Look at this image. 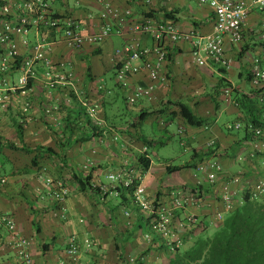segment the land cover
Instances as JSON below:
<instances>
[{
	"label": "crops",
	"instance_id": "obj_1",
	"mask_svg": "<svg viewBox=\"0 0 264 264\" xmlns=\"http://www.w3.org/2000/svg\"><path fill=\"white\" fill-rule=\"evenodd\" d=\"M106 3L121 10L131 9L137 17L145 13L159 22L174 21L182 32L196 31L209 34L213 30L212 10L199 5L193 8L190 0H151L150 6L138 4L133 0H52V7L55 12L72 14L91 27L99 26L98 16ZM3 5L0 1V32L7 19L2 15ZM263 24L264 14L253 11L249 16L246 32L262 29ZM26 39L34 41L35 34L16 38L22 55H26L29 50V46L24 44ZM116 40L120 41L119 44ZM123 42L121 38L113 35L98 49L86 46L80 51H74L64 44L55 45L51 55L55 60L66 62V72L71 74L69 85L66 87L58 85L50 89L43 80L41 70L38 78L31 83L32 90L27 94L9 93L5 107L0 106V136L5 146L7 144L21 146L14 126V122H17L24 128V142L27 147L35 149L45 142L48 143L47 147L54 148L56 142L52 143L54 141L48 134L60 131L68 111L74 108L73 99L69 96L72 90L77 92L79 102L88 101L89 97L96 104L100 106L103 104V109L105 106L108 111L113 108L116 90H120L124 97L125 93L115 83L114 87L106 84L105 75L114 71L115 52ZM149 43L150 40L145 41V44ZM262 46L260 33H245L242 44L232 47L228 45L226 57L231 61L228 67L216 65L211 61L206 66H199L191 55V46L188 43H180L170 49V56L163 70L167 80L157 85L151 100H141L130 109L133 110L130 111L132 115L138 117L141 112L150 113L160 109L167 102L170 103L166 115L164 113L150 116L142 123L143 135L149 140L156 141L148 148L151 167L144 180L150 197L154 198L160 194V201L168 202V191L172 189L183 191L186 188H193L200 182H204L203 184L208 187L205 176L197 173L196 168L170 174L167 172L168 166H179L185 162L177 165L173 158L169 157L163 163L157 164L150 155L152 148L167 146L168 141L160 138L163 136H159L157 128H153L151 118L161 117L163 122V117L167 118L168 112L176 110L178 103L188 104L197 117L208 120L202 127L190 126L180 116L168 123L177 125L180 146L184 152L190 154L189 161L192 160V164L197 165L200 160L217 161L223 166L224 176L238 177L242 183L237 186L239 196L236 202L240 204L247 183L250 181L255 183L262 178L260 174L264 172L263 161L259 158L251 159L250 155L253 152L251 143L242 141L244 134H234L226 128L230 123L228 119L234 117L236 122L242 112L223 96V93L228 91V86L239 92L249 93L252 85L247 79L250 77L248 74L251 58L259 54ZM4 51V47L0 45V56ZM17 74L11 78L17 80L20 77L19 74L16 78ZM100 84L105 85V90H98ZM248 87L251 89H247ZM95 88L98 91L92 90ZM4 91L5 89H0V92L6 95ZM25 103L31 106L29 115L22 113ZM144 127L147 128V132L144 131ZM149 132L151 134L148 136ZM160 132L168 133V127ZM73 150L75 153L68 156L69 162L79 163L84 159L81 155L85 152L77 146L73 147ZM194 153L202 155L209 153V156H201L196 160L193 157ZM5 156L11 155L7 153L0 155V162L4 164L3 168L0 167V173L8 179V183L0 190V210L9 212L16 220L19 232L31 240L29 249L34 264L67 262L65 249L73 235L79 238L83 248L86 240L93 242L89 251L83 249L82 252V258L88 264H132L130 263L132 257L137 258L148 249L149 245L143 239L146 225H143L136 211L130 219L126 218L119 199L108 197L102 201L94 192H82L74 184L68 189L66 212L62 213L57 210L49 189L47 187L44 189L38 182L34 169L29 168V172L18 174L16 172L18 169L14 168L13 157L10 160L7 158L3 160L2 157ZM115 160V157L110 158L106 164L116 167L118 163ZM5 166H9L10 170H6ZM113 166L101 169V173L96 172V179L107 181L105 173L114 170ZM220 198V190L209 189L205 204L188 205L183 216H193L198 223L208 226V233L211 234L223 219H219V215L222 214L224 217L231 211ZM194 242L193 235L185 237L181 249H189ZM159 254L164 255L160 251H152L150 253L152 256H145L144 264H167L168 260L164 263L153 260L152 257ZM162 257L167 259L168 255ZM16 259L15 252L6 246L4 241H0V264H13Z\"/></svg>",
	"mask_w": 264,
	"mask_h": 264
},
{
	"label": "built area",
	"instance_id": "obj_2",
	"mask_svg": "<svg viewBox=\"0 0 264 264\" xmlns=\"http://www.w3.org/2000/svg\"><path fill=\"white\" fill-rule=\"evenodd\" d=\"M4 5L2 15L4 21L0 32V45L5 51L0 56V106L5 107L9 93L20 92L25 95L32 90L30 83L34 82L39 72L43 71V80L50 89L61 85H69L71 74L66 72V62L55 60L52 51L55 45L64 44L74 51H80L86 46L98 49L111 36L116 35L124 42L115 52L114 81L123 93L127 102L132 106L141 100H151L160 82L166 81L163 70L170 56V49L180 43L191 46V55L199 66H206L211 61L216 65L228 67L231 61L226 57L229 46H239L244 40V33L251 12L264 14V0H190L201 7H209L213 14V30L209 34L196 31L182 32L174 21H157L147 14L135 16L131 9L121 10L110 3H106L99 13V26H89L82 19L72 14H59L52 7V0H0ZM138 4L150 6L151 0H133ZM143 6V7H144ZM150 13V12H149ZM253 32L263 33L262 29ZM35 34L34 41L24 40L29 46L26 55L19 52L16 38L28 37ZM150 40L149 44H145ZM251 69L254 74V85L264 82V47L260 54L251 59ZM20 74L17 80L11 77ZM98 90H105L100 84ZM228 93V91H226ZM77 94V92H76ZM90 118L97 117L99 105L82 101ZM30 104L25 103L22 113L29 115ZM49 113L50 110H47ZM28 121H30L28 117ZM100 125L101 123H97ZM240 129L241 124L234 125ZM256 135L262 136V130L256 129ZM254 147L264 152V140H258ZM86 168V167H85ZM199 173L205 176L210 185L220 187L221 199L227 208L235 204L239 196L237 186L241 185L238 177H229L223 181V166L217 161H208L199 166ZM127 177V178H126ZM124 179V180H123ZM135 179L142 182L130 196V206L123 205L126 218H131L132 212L138 211L148 220L143 239L148 245L158 242L165 245L171 252H176L182 246V236L186 224L194 220L193 216L178 218L177 212L184 213L188 205H200V200L193 193L175 190L171 192L170 201L156 206L149 197L143 178L136 172L127 173L125 169L116 173H108L107 181L116 187L120 180L130 186ZM8 183V179L0 173V190ZM199 184H202L200 182ZM47 189H53L52 197L62 205L60 212H66V200L69 190L64 184L54 182L51 177L45 178ZM101 199L108 197L119 198L118 190L109 191L106 184L99 183ZM253 197L264 194V181H257L250 185ZM249 187V188H250ZM110 196L106 197V195ZM221 217V215H219ZM0 241L15 252L17 257L13 264H34L30 254L31 240L22 235L16 220L9 213L0 210ZM93 242L86 240L84 248L77 236H71L66 247L67 262L64 264H86L82 258L83 249L89 251ZM131 258V263L135 262Z\"/></svg>",
	"mask_w": 264,
	"mask_h": 264
},
{
	"label": "trees",
	"instance_id": "obj_3",
	"mask_svg": "<svg viewBox=\"0 0 264 264\" xmlns=\"http://www.w3.org/2000/svg\"><path fill=\"white\" fill-rule=\"evenodd\" d=\"M252 32L253 31H248L245 33ZM262 43V47H264V39H262ZM248 75L250 76L247 79L248 83L251 82L252 85V89L249 91V93L239 92L237 89L235 90L230 86H228L227 89L228 93H223V96H226V98L230 101L232 100L231 103L242 112V115L237 119V121L231 125L229 123L226 128L227 130L232 131L233 129H235L234 125L241 124V128L236 130H243L244 135L242 141L251 143V147H253V152H251L250 155L251 159H261L263 161L262 166H264V152L254 147V143L256 141L261 139L264 140V82H262L263 86L254 85V74L252 73L251 68L250 74ZM222 81L224 82V80ZM225 83L226 82H224V84ZM29 87H31V83ZM69 96L73 99L74 108L68 111V115L63 120L64 125H62V127L60 128V132L59 130L55 131V133L57 134L60 133L63 139H57L54 148L38 145L35 149H30L24 142V128L22 124L14 122V126L17 130L21 146L16 147L13 144H7V146H5L3 138L0 136V155L5 154L6 147L9 149L18 151L20 150L27 153H35V156L33 157L31 162L33 169L40 168L39 160L41 158H44L45 156H56L60 158L62 166L68 168L69 159L67 153H69L68 151H71L76 144L87 145L88 143H91L95 140L97 142H101V140L109 141L110 137L112 138V135L107 132L106 128L103 127L102 124H92L90 116L87 113V109L82 105V102L78 101V95L76 94V92L72 90L69 93ZM169 104L170 103L167 102L165 105H162L160 109L153 110L150 113L141 112L140 116H138L140 130L142 129L143 121H145L150 116L164 115V113L166 115ZM176 108V110L167 113L168 115L166 121H168V123L173 121L178 116H180V118H182L187 124L193 127H202L208 123L207 119L197 117L188 104L178 103L176 104ZM105 117L108 122L111 120L106 114ZM256 129L262 130V136L258 137L256 135ZM141 136V142L143 143L144 149L146 148V150L142 151L140 155L138 154L135 160L131 161L130 163H123L120 167L113 166L112 168L114 170L109 171L105 174L106 179L108 173H116L120 170L122 171V169H125L127 173H131V171L134 172V175L137 172L141 176V179L143 178L144 184L145 176L151 167V159L149 157L148 148L152 147L156 141L149 140L144 135ZM58 150L62 152L61 156H59ZM201 156L207 157L209 156V153H206L205 155L194 153L193 155L196 160ZM191 161L192 160L179 166H168L167 172L172 174L184 169L196 168V172L199 173L197 171L199 166L208 162L207 160H200L197 165H194L191 163ZM1 166L2 164H0V167ZM103 167L101 165H99L98 167H94V165L92 164H87L81 168H78L76 171L68 168L71 175L68 179L71 178L73 184H76L80 191H91L97 194L98 197H102L99 182L96 179V172H99ZM107 167L108 166H106V168ZM27 169H29V167H27ZM260 175L262 178L258 179L257 181H264V172ZM228 178L229 177L227 176H222L223 181L228 180ZM123 180H120L116 187H112V185H109L108 181H101L100 183L108 185L109 191L113 192L115 189L118 190L119 198L117 199H119L121 206H123L124 204L130 206V196L134 193L136 187L142 182V180L135 179L130 186H126L122 182ZM59 181H61L64 186L69 189L64 182V179H54V182ZM203 183L204 182H202V184L198 183L193 188H186L183 189V191H180H189L193 193V195H197L198 199L200 200L199 206H201L205 204V198L209 192V189L220 190V187L215 184L210 185L208 183L207 187V185H204ZM251 184H254V182L250 181L249 183H247V187H245L246 191L242 198L241 204L235 201L233 208H228L231 211L224 215V217L221 214V217H219V219H223L221 220V223L214 228L213 233L209 234L207 230L208 226L202 225V223H198L196 221V218H194L193 221L186 224V226L184 227V234L182 236V240H184L185 237L187 238L188 236L192 235L195 237V242L192 247L187 250H182L180 248L176 252H171L165 245L155 242L154 244L156 245H149L146 252L135 258L136 260L132 264H144L145 256H152L150 255V253L154 250L156 252L160 251L161 254L164 253V255H168L167 264H264V194L254 198L251 192ZM53 189L49 188L48 190L51 196L52 191H54ZM175 190L177 189L168 191V202L170 201L171 192ZM159 195L160 194H157L154 198L151 197L157 207L161 204L163 205L167 203L160 201ZM108 196H110V194L106 195V197ZM105 200L107 199H104V201ZM55 205H57V210L60 211L62 205L57 201H55ZM136 212V214L140 216V219L145 226L146 223H148V220L144 215L140 214V212ZM176 215H178V218L185 217L180 212H177ZM158 257L159 256L154 255V257L152 258L155 261L158 259ZM85 263L88 264L87 262Z\"/></svg>",
	"mask_w": 264,
	"mask_h": 264
},
{
	"label": "rangeland",
	"instance_id": "obj_4",
	"mask_svg": "<svg viewBox=\"0 0 264 264\" xmlns=\"http://www.w3.org/2000/svg\"><path fill=\"white\" fill-rule=\"evenodd\" d=\"M190 4L193 8L197 7L196 6L197 4L194 2ZM260 34H263V33H260ZM119 42L120 41L118 40L117 44H119ZM260 52H262V49ZM114 66H115V61L113 62V67ZM105 76H106L105 83L109 84L110 86L112 85L114 87V83H115L114 71L112 73L111 72L107 73ZM18 77H19V74L16 75V78ZM260 86H263V83L260 84ZM247 89H251V88L248 87ZM92 90L98 91L97 88L92 89ZM87 99H88L87 101L88 103L96 104L93 99H89V98ZM114 99H116V102H114L113 108H111L108 111L106 110V106H105L104 107L105 111H104L102 107L103 104H101V106L99 105L97 117L90 118L92 124L96 125L97 123L100 122L102 126L106 128L107 132H109L112 135V138L110 137V140H109L110 142L107 140H101V142H97L95 140L91 143H88L87 145L86 144L85 145L76 144L75 146L82 148L83 151L85 152L84 155L83 154L81 155V157L84 159L81 160L79 163L69 162L68 168H71L73 171H76L78 168H81L84 165L92 164L94 165V167H98L99 165H101L102 167L104 166L102 169H105L106 166H108V168L113 166V165L111 166L107 165L106 162L108 163L110 158L113 159L114 157L116 159L115 161L118 163L116 167H120L123 163L126 164V163H130L131 161H134L137 155L138 154L140 155L142 151H144V145L141 142L142 140L141 135H143L142 134L143 132H142V129L140 130V127H139L138 117L135 115L133 116L132 113L130 112V111L133 112V110H130V109L134 105L131 106L127 102V100H125L126 97H124V95L120 92V90H116ZM105 114L108 115V117H110V119L112 120L110 124L106 120ZM163 119L164 120L162 122L161 117L151 118V121H153L152 125H154L153 128L155 129L157 128L156 130H157L158 135L163 136L160 138L162 139L165 138L164 139L165 141L168 140L167 146H157L151 149V156L153 157V160L157 164H161L164 162L165 159H168L170 157V158H173L174 162L177 165L182 164L184 162L185 163L188 162L190 154L184 152V149L180 146V143H179L180 136L178 134L177 125L176 124L168 125V121H166L167 118L163 117ZM235 119L236 118L234 117L228 119L230 120L229 121L230 125L235 122ZM167 127H168V133L160 132V130L163 131ZM143 129L146 132L148 131L146 127H144ZM231 132L234 134L244 133L243 130H236V129H233ZM150 134L151 133L149 132L148 136ZM48 136L53 139L54 142L52 143H55L57 139H63L60 133L59 134L55 132L49 133ZM41 145L44 147H47L48 143L46 144L45 142H43V144ZM58 151H59V156H61L62 152L60 150ZM68 152L69 153H67V155L70 156L71 153H75V150L72 149L71 151H68ZM5 153L10 154L11 156H5V157H2V159L6 160V158L9 157L7 159L10 160L13 157L12 160L15 165L14 168L18 169L16 170L18 174L27 173L28 171L27 167L33 168L31 165V158H33L35 153H27L23 151L14 150V149H6ZM39 161H40V168L34 169L33 171L35 173L36 178L38 179V182L44 186V189L46 188V185H45L46 177H51L52 179H62V180L64 179V182L66 183L68 188L71 189V187L74 184L71 178L68 179L70 177V170L62 166V162L60 158L56 156H45L44 158H41ZM0 164H2V162H0ZM3 165L4 164H2L1 168H3ZM5 169L10 170V167L5 166ZM11 171H12V168H11ZM98 173H101V171H99ZM101 181L102 180H98L99 183ZM158 256L159 257L157 260H155V262L157 263L167 262V259H163L162 257L163 255L161 256L159 254Z\"/></svg>",
	"mask_w": 264,
	"mask_h": 264
}]
</instances>
